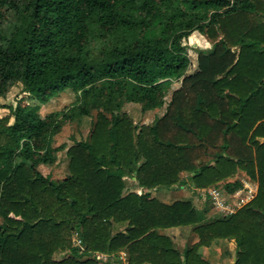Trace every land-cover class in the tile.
Here are the masks:
<instances>
[{
  "label": "trees",
  "instance_id": "trees-1",
  "mask_svg": "<svg viewBox=\"0 0 264 264\" xmlns=\"http://www.w3.org/2000/svg\"><path fill=\"white\" fill-rule=\"evenodd\" d=\"M3 11L0 98L20 84L39 104L67 89L76 102L44 118L0 104V264H210L201 250L228 241L232 264H264V0H0ZM193 33L209 48L188 73ZM124 104L163 113L137 126ZM91 111L67 178L51 181L37 167L65 148L53 137ZM240 177L256 194L228 216L151 196L231 194ZM185 227L197 241L179 250L168 231Z\"/></svg>",
  "mask_w": 264,
  "mask_h": 264
},
{
  "label": "rangeland",
  "instance_id": "rangeland-1",
  "mask_svg": "<svg viewBox=\"0 0 264 264\" xmlns=\"http://www.w3.org/2000/svg\"><path fill=\"white\" fill-rule=\"evenodd\" d=\"M0 27L4 28L6 25L13 20L9 12H1ZM183 44L187 47L188 57L190 60V67L188 73L192 72L196 66V50L209 48L208 42L205 38L198 33H193L188 40L184 41ZM180 86V82H173L168 90L165 101L169 100L170 93ZM76 102V94L69 89L56 94L48 100L45 104H39L27 93H24L20 84H16L9 89L6 95L0 98V104L4 107H15L17 104L21 106H38V116L44 118L46 115L59 112L64 109L70 108ZM121 112L128 114L137 126L150 125L152 121L159 117L163 110H154L148 112H141L140 108L136 104H124L121 108ZM95 111L90 112L89 117H83L79 121L66 122L62 126L58 134L53 137L52 146L58 148L64 146L63 150L55 152V162L52 165H39L37 170L44 176H47L51 181L60 182L68 176L67 170V157L65 150L71 146L74 142L83 141L87 139L89 132L92 128V124L95 118ZM9 110L7 108L0 109V118L8 116ZM114 116V115H112ZM12 118L9 123H12ZM17 162H21L17 160ZM183 178L187 175L182 174ZM242 184H248L250 186L257 185L255 182L246 180L243 177L239 178ZM127 186H131V180L126 179ZM222 188H220L221 190ZM151 196L158 199L163 203L170 204L176 200H189L197 208H200L203 203L208 200L210 203V211L207 214V219L214 217L223 216L219 213L211 204V201L205 196H198L193 192L192 188L188 186L177 187L174 189H157L151 191ZM168 235L173 239L176 247L181 250L185 245L195 243L197 241L196 236L191 232V228H174L168 231ZM76 241V239H74ZM76 244V242H75ZM234 242L228 241L222 245H217L211 249H202L201 255L210 264H232L234 256ZM102 259L106 260V256H101ZM57 258V257H56ZM114 264H126L124 254H120L118 262Z\"/></svg>",
  "mask_w": 264,
  "mask_h": 264
},
{
  "label": "built area",
  "instance_id": "built-area-1",
  "mask_svg": "<svg viewBox=\"0 0 264 264\" xmlns=\"http://www.w3.org/2000/svg\"><path fill=\"white\" fill-rule=\"evenodd\" d=\"M200 194L206 196L213 207L223 216L234 214L237 210L248 204L255 196L256 192L248 185H244L242 189L231 194L224 193L218 188H210L199 191ZM79 245V241H75ZM102 258V257H101Z\"/></svg>",
  "mask_w": 264,
  "mask_h": 264
},
{
  "label": "crops",
  "instance_id": "crops-1",
  "mask_svg": "<svg viewBox=\"0 0 264 264\" xmlns=\"http://www.w3.org/2000/svg\"><path fill=\"white\" fill-rule=\"evenodd\" d=\"M240 182H241V181H240ZM241 184H242V183H241ZM244 185H248V184H242V186H241L240 189H242ZM248 186H250V185H248ZM250 187H251L252 189H254L255 192H256V190H257V185L250 186ZM209 189H210V188H209ZM240 189H238V190H240ZM238 190H236V191H238ZM199 191H201V190H199ZM199 191H198V196H203L202 194L199 193ZM236 191H235V192H236ZM203 197H205V196H203Z\"/></svg>",
  "mask_w": 264,
  "mask_h": 264
}]
</instances>
